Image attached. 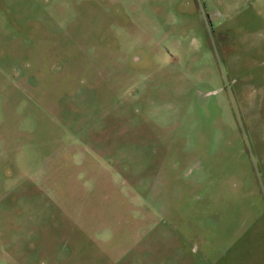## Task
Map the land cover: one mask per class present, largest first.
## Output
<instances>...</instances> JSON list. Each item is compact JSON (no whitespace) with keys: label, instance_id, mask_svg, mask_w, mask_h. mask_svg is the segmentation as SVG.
<instances>
[{"label":"rangeland","instance_id":"obj_1","mask_svg":"<svg viewBox=\"0 0 264 264\" xmlns=\"http://www.w3.org/2000/svg\"><path fill=\"white\" fill-rule=\"evenodd\" d=\"M0 264H264V0H0Z\"/></svg>","mask_w":264,"mask_h":264}]
</instances>
